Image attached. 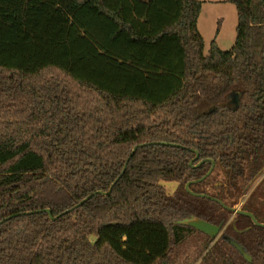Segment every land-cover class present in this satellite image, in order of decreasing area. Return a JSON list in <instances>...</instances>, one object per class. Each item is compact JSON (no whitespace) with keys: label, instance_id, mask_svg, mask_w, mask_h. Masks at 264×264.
<instances>
[{"label":"trees","instance_id":"16d2710c","mask_svg":"<svg viewBox=\"0 0 264 264\" xmlns=\"http://www.w3.org/2000/svg\"><path fill=\"white\" fill-rule=\"evenodd\" d=\"M227 1L235 42L205 53L200 0H0V264H169L192 233L203 264H264L213 199L264 167V0ZM212 161L189 189L213 198L186 191Z\"/></svg>","mask_w":264,"mask_h":264},{"label":"rangeland","instance_id":"374dc122","mask_svg":"<svg viewBox=\"0 0 264 264\" xmlns=\"http://www.w3.org/2000/svg\"><path fill=\"white\" fill-rule=\"evenodd\" d=\"M203 6L199 15V28L202 31L204 40V52L207 53L210 41L215 39L219 32L221 41L219 44L225 48L231 47L232 34L235 36L236 8L235 5L227 0H200ZM239 93L227 98L231 107H235L238 102ZM166 191L172 194L176 187L175 181H161ZM245 202V207L250 210L255 218L264 223V167L262 172L251 182L247 192L240 198L235 207L241 206ZM95 237L93 236L92 239ZM205 236L192 233L176 246H173L171 261L169 264H203L202 256L204 250Z\"/></svg>","mask_w":264,"mask_h":264},{"label":"water","instance_id":"95a60500","mask_svg":"<svg viewBox=\"0 0 264 264\" xmlns=\"http://www.w3.org/2000/svg\"><path fill=\"white\" fill-rule=\"evenodd\" d=\"M137 148V146H134V148L132 149V151H131V153H130V155L135 151V149ZM198 157V154L196 153V155H195V157H194V159H196ZM193 160V159H192ZM192 160L190 161V165H192ZM194 166V165H193ZM213 166H214V162L212 161L211 162V167L209 168V170L206 172V174L205 175H203L201 178H199V179H196V180H192V181H188L186 184H185V189H186V191H188L190 194H192V195H194V196H206V197H208V198H213V197H210V196H208V195H206V194H200V193H195V192H193V191H191L190 189H189V184L190 183H192V182H196V181H200V180H203L206 176H208L210 173H211V171H212V169H213ZM110 189H111V187H110ZM110 189L107 191V192H101V191H98L99 193H105V194H107V193H109V191H110ZM92 194H90V195H87L86 197H84L82 200H80L79 201V203L77 204V205H80V204H82L86 199H88L90 196H91ZM213 199H215L216 201H218L221 205H223L225 208H227V209H229V210H231L232 211V213L234 214V213H241V214H244V215H246V216H248V217H250L251 218V220L253 221V223L255 224V225H258V226H263L264 227V223H260L256 218H255V216L253 215V213H251L250 211H245V210H242V209H240V208H238V207H229V206H226L220 199H217V198H213ZM76 205V206H77ZM44 211H46L47 213H48V215H49V217H50V219H55L57 216H53L52 215V213H51V210L49 209V208H46V209H44ZM7 219V218H6ZM187 223L189 224V225H192V226H194L195 228H197L198 230H200V231H202V232H204V233H206V234H208V235H210L211 237H213V238H216V237H218L219 236V234L221 233V226L220 225H214V224H211V223H209V222H207V221H204V220H201V219H191V220H189V221H187ZM229 241L243 254V256L248 260V261H250L251 260V258H250V256L244 251V249L236 242V241H234V240H231V239H229Z\"/></svg>","mask_w":264,"mask_h":264},{"label":"crops","instance_id":"0c3cea01","mask_svg":"<svg viewBox=\"0 0 264 264\" xmlns=\"http://www.w3.org/2000/svg\"><path fill=\"white\" fill-rule=\"evenodd\" d=\"M209 2H214L213 0H210ZM203 6V3H201V7ZM200 15V14H199ZM236 24H237V13H236ZM197 28H198V30H199V32H200V34H202V31L200 30V28H199V16H198V21H197ZM235 28H236V26H235ZM219 32L215 35V39H213L215 42H216V44L221 48V49H228V48H225L224 46H221L220 44H219V41H221V39H220V37H219ZM203 36V35H202ZM235 36H236V30H235ZM235 36H233V34H232V39H231V46L234 44V42H235ZM211 42V41H210ZM205 44V43H204Z\"/></svg>","mask_w":264,"mask_h":264},{"label":"flooded vegetation","instance_id":"af4514ba","mask_svg":"<svg viewBox=\"0 0 264 264\" xmlns=\"http://www.w3.org/2000/svg\"><path fill=\"white\" fill-rule=\"evenodd\" d=\"M214 167V166H213ZM239 208V207H238Z\"/></svg>","mask_w":264,"mask_h":264}]
</instances>
